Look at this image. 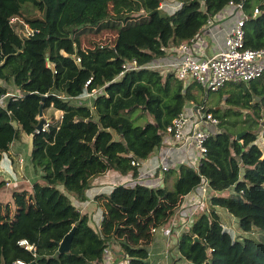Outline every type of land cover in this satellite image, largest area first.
<instances>
[{
    "label": "trees",
    "instance_id": "16d2710c",
    "mask_svg": "<svg viewBox=\"0 0 264 264\" xmlns=\"http://www.w3.org/2000/svg\"><path fill=\"white\" fill-rule=\"evenodd\" d=\"M162 1L0 0V95L12 84L22 92L10 96L6 108L0 106V164L22 131L33 136L30 159L45 181L33 182L32 192L14 191V212L9 203L0 204V264L18 259L29 264H150L148 247L155 232L169 225L185 197L206 182L217 194L179 235L174 261L264 264V240L235 237L218 210L235 216L244 233L264 232V151L257 142L260 137L264 141V74L250 82L229 83L226 97L227 103L260 118H252L255 129L250 125L233 132L227 123L234 128L237 121L227 119L239 117L242 110L207 107L220 128L206 140L207 152L197 166L181 163L169 168L163 186L137 181L97 195L95 200L104 208L98 228L90 214L79 209L88 200L93 177L118 170L137 178L141 162L163 146L167 126L186 104L206 105L202 94L210 91L195 83L185 86L174 74L144 65L166 57L162 48L197 36L231 0H170L178 2L171 13L159 8ZM244 6L248 13L261 10L245 23V45L264 48V0H244ZM14 16L27 25V34L11 23ZM106 28L119 29L113 44L81 46V35ZM64 44L72 45L69 52L62 51ZM134 59L143 67L120 75L123 64ZM93 89L97 93L92 105L68 99ZM41 106L44 114L51 107L63 114H53L49 128L37 131ZM138 108L149 117L145 124L131 119ZM244 129L247 133L237 140ZM7 183L0 174V190ZM231 187L233 193L220 195ZM73 228L70 250L59 252L60 242ZM22 239L34 244L35 251L21 246ZM111 245L120 255H113V262L108 258Z\"/></svg>",
    "mask_w": 264,
    "mask_h": 264
},
{
    "label": "built area",
    "instance_id": "2783aa9c",
    "mask_svg": "<svg viewBox=\"0 0 264 264\" xmlns=\"http://www.w3.org/2000/svg\"><path fill=\"white\" fill-rule=\"evenodd\" d=\"M165 4L162 1L159 8L163 9ZM228 7L233 10L230 15L225 17L223 14ZM260 12V8L256 7L252 13H248L245 11L244 0H231L224 10L220 12L222 14L221 18L216 16L209 19L207 24L202 28V30L204 28H211L216 23H219L220 20L233 18L232 23L226 29L224 44L214 50L213 53H206L208 47L207 41L202 35H197L177 47L162 48L167 52L166 57L155 58L146 63L144 67L159 70L164 74H174L185 86L197 83L200 86H204L206 92L218 91L230 82H250L264 74V48L253 49L246 47L245 23L250 17L258 16ZM11 23L16 29L19 28L18 23L22 25L21 27H27L18 16L12 17ZM201 31L199 34H201ZM168 54H171L173 57L170 58ZM77 61L80 62L81 58L78 57ZM141 67L143 66L135 59L125 62L120 75L127 70L139 69ZM90 83L91 79L86 82V86ZM14 86L15 90H8L6 93L0 95V106L6 108L7 99L10 96L16 98L22 95L20 88L15 84ZM96 93L97 90L93 89L90 92L88 91L80 96L68 99L74 104L92 105ZM206 108L205 104L196 105L194 102H189L172 120V123L167 126L165 131V143L172 141L181 147L194 149L198 155V163L199 159L207 152L206 140L211 134L209 129L204 125L205 121H210L216 125L219 124V119L212 112L207 111ZM48 128L49 120H46L41 130ZM41 130L37 129V131ZM159 148L161 149V147H157L155 150H159ZM152 154L155 153L153 152ZM20 161L23 162L24 159L21 157ZM132 164L139 165V161H132ZM159 169L164 172L169 168L162 165ZM12 184L14 182L8 180L6 186ZM203 188L208 189L206 186ZM19 244L27 250L35 251L34 244L30 243L28 239L20 240ZM14 264L29 263L18 259ZM150 264L162 263L161 261H155Z\"/></svg>",
    "mask_w": 264,
    "mask_h": 264
},
{
    "label": "rangeland",
    "instance_id": "374dc122",
    "mask_svg": "<svg viewBox=\"0 0 264 264\" xmlns=\"http://www.w3.org/2000/svg\"><path fill=\"white\" fill-rule=\"evenodd\" d=\"M171 1H174V0H171ZM171 1L170 0H164L163 1L166 3L164 5V8L169 9L166 11V13H171V11H173L176 7H178V2L171 3ZM109 9L111 12H113L114 3L112 1L109 3ZM232 10L233 9H231L229 7L226 8L223 15L225 17H227L228 15H230L232 13ZM17 30L20 33H22V32L24 34L28 33L27 27H23L22 30L17 28ZM118 33H119L118 28H106V29L101 30L98 33L83 34V35H81V36H83L81 46L84 48H93L96 44H103V45L108 44V43L113 44L116 40V37L118 36ZM198 35H201V34H198ZM71 48H72V45H70V44H64L61 47L63 52H69L71 50ZM230 83H232V82H230ZM195 84H197V83H195ZM229 86L230 85L228 83V85H225L222 89H220L218 91L209 92L207 94L203 93L202 99H204L206 106L208 108H216V107L221 106V112H223L226 108H235V109L242 110L243 113L239 117L238 116L228 117V119H227L228 121H230V119H233V121H237V123H236L237 125L234 128H232V125L227 123L228 128L230 130H232L233 132L237 131L238 129H240L242 127H248L250 125H251L250 127L255 129L257 127V125L255 124V121H253L254 119H252V118H257V117L255 116V114L252 110L243 108L241 106L235 107L232 104L226 102V97L229 94V89H230ZM202 88L206 92L205 87L202 86ZM8 90L9 91L15 90L14 84L8 85ZM257 99H258V101H261V98H257ZM56 111H58V110H55L53 107L47 109L45 112V117L46 118L52 117L53 114L55 116H57L56 114H59V113H55ZM140 113H143V111L140 108H138L131 116V119L133 120L134 124H136V125L145 124L148 121L149 117L147 116V114L143 113V116L139 117ZM249 118H251V119H249ZM236 119H238V120H236ZM245 119H249V121L246 122V121H244ZM257 119H260V118H257ZM262 120H261V122H262ZM204 125L209 129V131L211 133H215L217 131V129L220 128L219 125L212 124L210 121H205ZM244 130H247V129H244ZM32 138H33L32 135H28V134L21 131L19 133L18 137L16 138L15 143L11 147L10 152L3 155V159L1 161V163L4 161V164H5V162H10V160L14 161V162L18 161V164L22 165V170H23L22 174L24 173L27 176L29 175L28 176L29 178L32 177L33 180H36V175H37V173H39L38 172L39 170H35L32 162H31V159H30L31 150H32ZM257 142L264 151V141L262 140V138L260 137ZM159 151H160V148H159ZM157 152H158V150L154 151V153H157ZM21 157L24 159L23 162L20 161ZM168 163H171V162L168 161ZM120 173L121 172H119L118 170H113V171H108V173H105V174L103 173V174L96 175L95 177H93L92 183L93 184H98V183L108 184L109 181H112L115 184H121V183H123V181L117 179V176ZM1 176L3 178H8L7 175H5V174H2ZM174 180H173V183H174ZM204 186L208 187V184L203 183L201 188H199L197 191H193L191 194L186 196L183 203L176 210V213L172 217L173 220L169 223V225H167L164 229H158L155 232V234H157V239L154 240V242L148 247V250L150 252L149 253V261L151 263H153L155 261H161V262H163V264H175V263L192 264V263L186 261L185 259H177L176 261H174V258L177 257L174 247H175V243H176L179 235L187 227L191 226L195 216L197 214L201 213L203 210L208 209L210 207V196L212 194L213 195L217 194V192H213V191L209 190V187H208V189L203 188ZM26 190H28L29 192H32V189L30 187L27 188ZM234 190H235L234 187H231L228 190L220 192V195H229V194L233 193ZM70 195L72 197H74V195H72V194H70ZM7 198H8L7 195L0 196V204L5 205L9 200V199L7 200ZM10 201H11V203L9 202V204L12 206L11 207L12 212H14V210H15L14 206L15 205L13 204L12 199ZM218 210L221 213L223 223L226 225H229L228 226L229 228H233L235 230V232H234L235 237H237V236H242V237L250 236V237H253L257 240H264V232H262L261 230L253 229L252 232H249V233L245 232L244 233L242 230L239 229L238 220L235 216L228 213L224 209L219 208ZM92 224L97 228V226H96L97 224L95 223V220L94 221L92 220ZM110 248L111 249H109L108 254L112 257V260L110 262H113V255L115 257H119V258H120V255L116 256L114 254V251H113V248L115 249L114 245H111ZM160 257H162V258H160ZM161 259H163V260H161ZM118 262H119L118 264H120V263L121 264H127L126 260L118 261Z\"/></svg>",
    "mask_w": 264,
    "mask_h": 264
},
{
    "label": "crops",
    "instance_id": "0c3cea01",
    "mask_svg": "<svg viewBox=\"0 0 264 264\" xmlns=\"http://www.w3.org/2000/svg\"><path fill=\"white\" fill-rule=\"evenodd\" d=\"M217 17L221 18L222 14H220L219 16L217 15ZM232 21H233L232 17L226 18L224 20H220V22L216 23V25H214L213 27L204 28L201 31L202 37L207 41V46H208L206 50L207 54L213 53L214 50H216L219 46H222L224 44L226 29L230 26ZM82 39H83V36L80 37V43H82ZM168 56L170 58L173 57L171 54H168ZM55 113H59V114H56L57 118L62 117V114H63L62 111L58 110ZM43 116L45 117V114H43ZM49 119L50 117L46 118V120H49ZM14 143L15 141L12 143L11 147L13 146ZM168 161L171 163H168ZM181 163L193 164L197 166L198 165L197 153L195 152L194 149L181 147L180 145L172 141H168L161 147L160 151L158 150L157 153L151 154L147 159L141 162L140 173L137 178L132 177L130 173L128 174L120 173L117 176V179L122 180L123 183L121 184H125V185H131V184L136 183L137 181H140V182L144 181V182H149L151 185L160 184L161 186H163L165 184L164 180L166 176H165V173L159 169L160 166L165 165V166H168V168H171V167H177ZM110 171H113V170H110ZM22 172H23L22 165H19L18 161L14 162L10 160V162H5V164L3 161L0 164V174L7 175L8 178H4V179L6 180L10 179L11 181L14 182V184L10 186H5L3 189L0 190V196L7 195L8 197L7 200L9 199L7 203L9 202L11 203L10 201L11 199L13 201L12 194L14 191L27 189L29 187L32 189V184L35 181H39L43 183L45 182L42 178L43 172L40 169L38 171L39 173H37L36 175V180H33L32 177L29 178L28 177L29 175L27 176L24 173L23 175ZM105 173H108V171ZM175 176L176 175L173 174L168 179L167 184L169 185V187L173 186L174 184L173 180L175 179ZM116 185L118 184H115L112 181H109L108 184H100V183L93 184L92 183L91 187L87 190L88 200L83 205V207H79V209L82 212H88L90 214L91 219L93 221L95 220V223L97 224L96 225L97 228L100 227L101 225V221L103 219V213H104L103 209L104 208L103 206L100 205V203H98L95 200V197L102 193L108 194ZM156 239H157V234H155V240ZM108 258H109V261L112 260V257L109 254H108ZM161 263L163 264V262Z\"/></svg>",
    "mask_w": 264,
    "mask_h": 264
},
{
    "label": "water",
    "instance_id": "95a60500",
    "mask_svg": "<svg viewBox=\"0 0 264 264\" xmlns=\"http://www.w3.org/2000/svg\"><path fill=\"white\" fill-rule=\"evenodd\" d=\"M45 96H43L44 98ZM43 107L41 106L40 107V113H39V117L41 118L39 124L37 125V129L38 130H41L43 128V125L45 124L46 122V119L44 118L43 116ZM248 130H244L240 133H238L236 135V139L237 140H241V138L243 137V135H245L247 133ZM123 142H125L124 139H122ZM74 231H75V228H73L64 238L63 240L60 242V246H59V252L63 253V252H68L70 250V244H71V241L73 239V235H74Z\"/></svg>",
    "mask_w": 264,
    "mask_h": 264
},
{
    "label": "clouds",
    "instance_id": "9594fccd",
    "mask_svg": "<svg viewBox=\"0 0 264 264\" xmlns=\"http://www.w3.org/2000/svg\"><path fill=\"white\" fill-rule=\"evenodd\" d=\"M228 226H229V225H226V224H225V228H226L228 231L232 232V230H233V231L235 232V230H234L233 228H229Z\"/></svg>",
    "mask_w": 264,
    "mask_h": 264
}]
</instances>
